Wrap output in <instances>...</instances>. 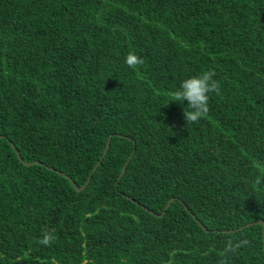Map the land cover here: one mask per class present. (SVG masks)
Instances as JSON below:
<instances>
[{"label":"trees","instance_id":"obj_1","mask_svg":"<svg viewBox=\"0 0 264 264\" xmlns=\"http://www.w3.org/2000/svg\"><path fill=\"white\" fill-rule=\"evenodd\" d=\"M206 69L187 123L168 93ZM257 221L264 0H0V264H264Z\"/></svg>","mask_w":264,"mask_h":264},{"label":"clouds","instance_id":"obj_2","mask_svg":"<svg viewBox=\"0 0 264 264\" xmlns=\"http://www.w3.org/2000/svg\"><path fill=\"white\" fill-rule=\"evenodd\" d=\"M125 66L132 71H139L145 65V58L137 54L135 50H130L124 57ZM215 72L210 69L201 70L198 75L188 77L180 81L178 87L168 93L171 102L180 103L187 102V106L183 109V116L187 123H197L205 117L209 111L210 94L219 95L220 84L214 79ZM260 178H257V183ZM57 239L54 229L45 228L35 242L38 245L50 247ZM247 239L229 238L224 242L221 256L225 259L221 260V264H226V258L229 254H236L237 251L248 245Z\"/></svg>","mask_w":264,"mask_h":264},{"label":"water","instance_id":"obj_3","mask_svg":"<svg viewBox=\"0 0 264 264\" xmlns=\"http://www.w3.org/2000/svg\"><path fill=\"white\" fill-rule=\"evenodd\" d=\"M110 140H111V137L109 138V140H108V142H107V145H106V148H105V151H104V153H103V155H102V157H101V159L99 160V162L96 164V166L94 167V171L97 169V167L100 165V163H101V161L103 160V158L105 157V155H106V153H107V151H108V149H109V145H110ZM12 148L14 149V151H15V153H16V155H17V157H18V159L22 162V163H24V161L22 160V158H21V156H20V154L18 153V151L16 150V148L14 147V145H12ZM39 164H41V163H39V162H33V163H25V165L26 166H33V165H39ZM48 169L50 170V171H55L53 168H49L48 167ZM125 169H126V166L122 169V172H121V174H120V177H119V179H121V177L123 176V174H124V172H125ZM55 172H57L58 174H60V175H62V176H64V177H66V178H68V180L72 183V185H73V187L76 189V191H81L87 184H88V182H89V180H90V178L86 181V183L82 186V187H78L69 177H67L65 174H63V173H61V172H58V171H55ZM129 200H131L130 198H129ZM132 202H134L133 200H131ZM174 201V199H171L168 203H167V205H166V207H165V210L171 205V203ZM143 209H145L146 211H148L151 215H153V216H158V217H161L162 215H163V213L161 214V215H157V214H155V213H153L152 211H150V210H148V209H146V208H144V207H142ZM194 219H195V216H192ZM253 225H261V226H263V228H264V222L263 221H257V222H253V223H250V224H248L247 225V227H249V226H253ZM243 228V227H242ZM230 232H232V231H230ZM263 239H264V230H263Z\"/></svg>","mask_w":264,"mask_h":264}]
</instances>
